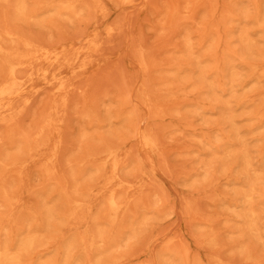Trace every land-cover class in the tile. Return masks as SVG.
Listing matches in <instances>:
<instances>
[{"label": "rangeland", "instance_id": "374dc122", "mask_svg": "<svg viewBox=\"0 0 264 264\" xmlns=\"http://www.w3.org/2000/svg\"><path fill=\"white\" fill-rule=\"evenodd\" d=\"M4 30L51 59L0 61V251L264 264V0H0Z\"/></svg>", "mask_w": 264, "mask_h": 264}, {"label": "bare ground", "instance_id": "6f19581e", "mask_svg": "<svg viewBox=\"0 0 264 264\" xmlns=\"http://www.w3.org/2000/svg\"><path fill=\"white\" fill-rule=\"evenodd\" d=\"M21 8H17V11H21ZM3 39H8L11 42L15 41V33L12 30H4L0 32V41ZM26 49L30 48V46L25 43ZM36 59H44L45 61H50L51 57H48L47 52L36 49L27 54L21 53L15 46L10 48L9 51L3 48L2 43L0 42V61L3 66L8 68V78L14 79L15 78V69L17 67L26 66L29 67L33 60ZM54 59V58H53ZM55 61V60H54ZM6 87L0 88V97L5 99V103L2 104V107L5 111H10L11 103L19 94L16 91H10L6 93ZM6 96H9L8 98ZM111 155V154H110ZM48 162L53 163L55 161V157H49ZM115 183V181H114ZM250 199V198H249ZM107 206L109 209L110 218L112 217V221L115 222V215L119 209H121V203L116 200L115 194L113 192L107 197ZM112 215V216H111ZM251 217H255V211H251ZM252 225H255L253 221ZM89 245L93 246L95 243L94 236H90L88 238ZM212 241V240H210ZM33 244L32 239H27L23 246L19 249L17 253H10L9 250L5 249L0 251V264H19V254L25 251L28 247H31ZM255 264H259L258 262Z\"/></svg>", "mask_w": 264, "mask_h": 264}]
</instances>
